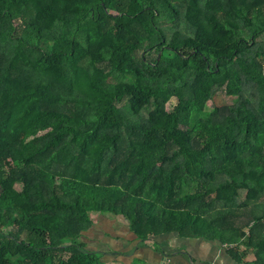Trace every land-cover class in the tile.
<instances>
[{"label":"trees","instance_id":"trees-1","mask_svg":"<svg viewBox=\"0 0 264 264\" xmlns=\"http://www.w3.org/2000/svg\"><path fill=\"white\" fill-rule=\"evenodd\" d=\"M92 212L264 264V0H0V264H109Z\"/></svg>","mask_w":264,"mask_h":264},{"label":"crops","instance_id":"crops-1","mask_svg":"<svg viewBox=\"0 0 264 264\" xmlns=\"http://www.w3.org/2000/svg\"><path fill=\"white\" fill-rule=\"evenodd\" d=\"M113 219V218H112ZM116 220V219H113ZM126 226L124 222H121ZM116 227L113 221L115 234L114 239L126 242L130 246H122L116 249L119 254H112L107 257L109 264H255L256 253L242 248L238 253H232L225 249L222 244L203 238H186L178 233L159 234L150 236L143 243L136 239L135 235L126 238L120 230L123 226ZM129 228V227H128ZM168 233V232H167ZM167 235V237H166ZM114 250V249H110ZM123 254H121V253ZM243 253H246L243 255Z\"/></svg>","mask_w":264,"mask_h":264},{"label":"rangeland","instance_id":"rangeland-1","mask_svg":"<svg viewBox=\"0 0 264 264\" xmlns=\"http://www.w3.org/2000/svg\"><path fill=\"white\" fill-rule=\"evenodd\" d=\"M230 102V101H228ZM212 104V103H210ZM220 106L223 107L227 106L226 102L220 101L219 102ZM226 104V105H225ZM247 210L250 211L248 208ZM92 219L95 221L94 228L92 231L89 232L90 234V242H91V247L93 248H98V249H105V250H110V249H118L121 248L123 249L122 246H130L129 240L127 239L126 242H121L116 239H114L112 234H115V230L113 227V221L116 227H119L121 222H124L126 224V220L121 218V217H108L104 215H99L97 212H92L91 213ZM116 220H113V219ZM236 222H238L241 225H245L247 221H244L241 219V217H235ZM124 225V224H123ZM122 225V226H123ZM247 232L249 231L248 228L245 229ZM121 234H123L126 238H130L132 235L134 236L135 234L128 228L127 224L126 226H123V229L120 230ZM176 234L175 232H173ZM169 235L170 233H166ZM166 235V237H167ZM127 246V248H128Z\"/></svg>","mask_w":264,"mask_h":264}]
</instances>
